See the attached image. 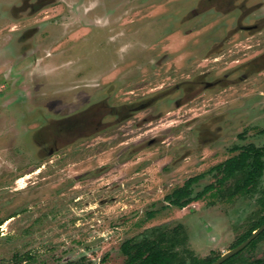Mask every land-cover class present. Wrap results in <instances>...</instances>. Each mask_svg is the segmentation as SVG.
<instances>
[{"label": "rangeland", "instance_id": "1", "mask_svg": "<svg viewBox=\"0 0 264 264\" xmlns=\"http://www.w3.org/2000/svg\"><path fill=\"white\" fill-rule=\"evenodd\" d=\"M251 144L264 0H0V264H125V241L159 232L221 256L264 176L248 196L230 180L183 209L165 197ZM244 256L264 264V240Z\"/></svg>", "mask_w": 264, "mask_h": 264}, {"label": "trees", "instance_id": "2", "mask_svg": "<svg viewBox=\"0 0 264 264\" xmlns=\"http://www.w3.org/2000/svg\"><path fill=\"white\" fill-rule=\"evenodd\" d=\"M233 151H240L238 155L215 166L209 172L220 175L215 184L206 186L201 192L194 194L193 186L204 175L189 179L182 187L174 189L165 199L170 205L185 208L194 201L205 198L210 193L221 192L222 187L230 180H235L233 195L248 196L254 194L264 176V146L256 147L251 144L244 147H234ZM259 210L252 215L254 219L249 229L235 243L234 248L245 242L254 231L264 224V191L258 199ZM181 229V226L178 227ZM175 233L177 231H174ZM264 240V232L261 233L242 251L229 258L223 264H256L244 256V251L253 250L257 244ZM183 244L177 234L169 235L159 232L153 238H144L140 241L128 240L121 245V252L125 256V264H213L221 256L199 258L190 251L187 255H181L177 250ZM189 253V254H188ZM68 264L86 263V258Z\"/></svg>", "mask_w": 264, "mask_h": 264}, {"label": "water", "instance_id": "3", "mask_svg": "<svg viewBox=\"0 0 264 264\" xmlns=\"http://www.w3.org/2000/svg\"><path fill=\"white\" fill-rule=\"evenodd\" d=\"M264 232V224L258 228L256 231L252 233V235L242 244H240L238 247L230 250L227 253H224L219 259H217L213 264H223L225 261H227L229 258L233 257L240 251H242L244 248H246L253 240H255L261 233Z\"/></svg>", "mask_w": 264, "mask_h": 264}, {"label": "flooded vegetation", "instance_id": "4", "mask_svg": "<svg viewBox=\"0 0 264 264\" xmlns=\"http://www.w3.org/2000/svg\"><path fill=\"white\" fill-rule=\"evenodd\" d=\"M27 38H30V37H28V36L25 37V36H24L23 39L26 40ZM25 42H26V41H24V43H25ZM28 44H30V43H28ZM21 45H22V44H21ZM25 45H26V44H23V45L21 46V49L24 50V49L26 48ZM27 49H28V48H27ZM29 54H30V53H29ZM29 54L27 53V55H29Z\"/></svg>", "mask_w": 264, "mask_h": 264}, {"label": "bare ground", "instance_id": "5", "mask_svg": "<svg viewBox=\"0 0 264 264\" xmlns=\"http://www.w3.org/2000/svg\"><path fill=\"white\" fill-rule=\"evenodd\" d=\"M29 178V177H28Z\"/></svg>", "mask_w": 264, "mask_h": 264}]
</instances>
